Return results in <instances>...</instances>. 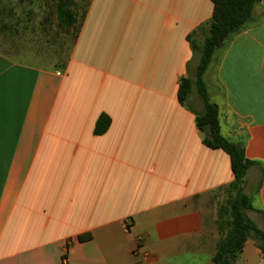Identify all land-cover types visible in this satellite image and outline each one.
Masks as SVG:
<instances>
[{
	"label": "crops",
	"instance_id": "0c3cea01",
	"mask_svg": "<svg viewBox=\"0 0 264 264\" xmlns=\"http://www.w3.org/2000/svg\"><path fill=\"white\" fill-rule=\"evenodd\" d=\"M12 2L0 6L22 3ZM212 9L88 0L64 64L0 49V264H213L233 173L227 153L202 141L196 89L186 105L177 97L197 62L187 35ZM209 67L221 134L253 162L246 214L262 227L264 0ZM100 114L110 124L97 135ZM251 252L263 257L247 240L235 264Z\"/></svg>",
	"mask_w": 264,
	"mask_h": 264
},
{
	"label": "trees",
	"instance_id": "16d2710c",
	"mask_svg": "<svg viewBox=\"0 0 264 264\" xmlns=\"http://www.w3.org/2000/svg\"><path fill=\"white\" fill-rule=\"evenodd\" d=\"M211 1L213 9L209 20L187 35L193 57L197 62L192 70V77L185 76L180 79L177 97L182 105H186L189 94L193 88L196 89L202 107L200 110L191 108L190 110L195 115L197 128L203 134L202 141L210 148L222 149L229 156L233 180L227 187V197L218 210V226L222 237L212 260L213 264H235L247 240H252L264 257V216L263 226L259 227L246 214V210L252 208V197L244 191V178L253 162L245 157L242 142L231 140L221 134L218 107L209 99L203 76L216 51L245 27L252 16L254 6L260 0ZM87 4L88 0H85L83 12L79 16L72 0H57L55 13L58 26L67 30L75 29V37L77 25L83 17ZM15 13L16 9L13 6L7 8L0 6V32L11 33L15 30L16 16L15 24L4 21L5 16L12 18ZM109 124V116L100 114L93 132L97 135L104 133Z\"/></svg>",
	"mask_w": 264,
	"mask_h": 264
},
{
	"label": "rangeland",
	"instance_id": "374dc122",
	"mask_svg": "<svg viewBox=\"0 0 264 264\" xmlns=\"http://www.w3.org/2000/svg\"><path fill=\"white\" fill-rule=\"evenodd\" d=\"M12 1L17 3L18 0ZM56 3L57 0H23L16 8V15H13L17 17L18 22L14 27L15 30L11 33L0 32V49L16 59L36 65L64 64L76 30H67L58 26ZM72 4L80 16L85 0H72ZM13 16L8 20L15 24L16 19ZM208 68L205 72V74L208 72L206 76H210L211 73L210 67ZM189 75L192 77V70ZM249 261L250 264H264V257L251 252Z\"/></svg>",
	"mask_w": 264,
	"mask_h": 264
}]
</instances>
